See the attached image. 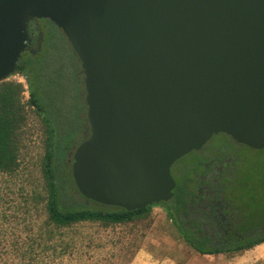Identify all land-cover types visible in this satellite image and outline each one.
I'll return each mask as SVG.
<instances>
[{
	"label": "water",
	"instance_id": "95a60500",
	"mask_svg": "<svg viewBox=\"0 0 264 264\" xmlns=\"http://www.w3.org/2000/svg\"><path fill=\"white\" fill-rule=\"evenodd\" d=\"M32 19L80 62L89 136L79 194L126 211L171 199V166L223 134L264 150V0H0V82Z\"/></svg>",
	"mask_w": 264,
	"mask_h": 264
},
{
	"label": "rangeland",
	"instance_id": "374dc122",
	"mask_svg": "<svg viewBox=\"0 0 264 264\" xmlns=\"http://www.w3.org/2000/svg\"><path fill=\"white\" fill-rule=\"evenodd\" d=\"M43 24L46 28L45 41L41 50L33 56L39 57L37 70L43 102L63 137L64 148L69 151L86 134L76 121L82 116L81 101L85 91L83 74L80 62L61 30L51 22L43 21ZM6 80L21 82L27 89L24 99L28 98V80L24 74L15 72ZM30 124L33 134L27 139L28 148L20 171L13 178H0V264H102L106 262V257L109 258L108 264H187L193 253L190 246L158 207L150 210V216L144 222L107 229L95 227L78 230V236H75L77 246L72 256L61 255L59 247L56 251L44 250L43 246L36 247L35 244L36 249L29 254L26 251L29 238L32 240L36 237L38 227L46 219L43 204L35 202L36 194L42 188L40 163L43 137L36 132V120ZM227 147L235 149L241 161L245 185L252 184L256 188L251 193L256 199L254 203L251 201L252 207L264 209V150L236 147L230 142H227ZM191 161L190 157H185L181 163L188 165ZM173 177L181 185L176 197H180L185 188L188 191L194 185L190 181L189 171L180 165L173 172ZM235 194L243 197L244 192L237 191ZM88 233L94 237L95 249L81 254L84 249L80 237ZM122 242L133 244L131 249L139 247L131 259H128L130 254L127 253V260L118 256L125 253L118 251Z\"/></svg>",
	"mask_w": 264,
	"mask_h": 264
},
{
	"label": "trees",
	"instance_id": "16d2710c",
	"mask_svg": "<svg viewBox=\"0 0 264 264\" xmlns=\"http://www.w3.org/2000/svg\"><path fill=\"white\" fill-rule=\"evenodd\" d=\"M46 22L49 21L46 20ZM42 29L45 31V26H42ZM39 63V57L23 52L16 65V73L24 74L28 80L27 99H24L27 89L21 82L14 80L0 82V178H13L20 171L25 157L24 153L28 148L27 139L33 134L30 123L35 119L36 132H40L43 137V153L40 163L42 188L37 192L35 202L43 204L46 219L44 224L38 227L36 237L32 240L29 238L26 251L30 254L38 245V247L43 246L42 249L44 250L53 249L54 251L59 247L61 255L72 256L77 246L75 236H78V230L95 227L107 229L144 222L149 218L151 209L146 206L142 209L126 211L121 208L94 203L79 194L74 185L69 162L71 161L73 147H77L80 142L89 136L86 105L83 101L85 91L81 101L82 116L76 121L80 126L82 125V129L87 136L85 134L78 143H75L67 151L62 142L63 137L59 134L53 117L42 99L39 85L40 75L37 70ZM214 140L221 147L229 150L227 147V142H230L229 137L220 134L214 137ZM187 157H190L195 163V167L189 172L191 175L190 181L197 183L196 176L202 174L200 172L202 170L200 158L203 159V157H199L197 154H191ZM180 188V183H176L174 194ZM259 212L261 232L259 240L254 243L255 245L264 243V209ZM186 235L189 236L188 233ZM183 240L187 245H192L202 255L228 254L224 249H208L205 244L198 242H196L198 245L194 244L187 237ZM80 243L84 249L81 254L95 249L94 237L90 233L81 236ZM34 244L36 247H34ZM131 246L133 244L122 242L118 251L123 250L125 255L119 254L118 256L127 260V254H130L128 259H131L139 248L136 246L131 249ZM106 258V262L104 261L102 264L109 263V258Z\"/></svg>",
	"mask_w": 264,
	"mask_h": 264
},
{
	"label": "flooded vegetation",
	"instance_id": "af4514ba",
	"mask_svg": "<svg viewBox=\"0 0 264 264\" xmlns=\"http://www.w3.org/2000/svg\"><path fill=\"white\" fill-rule=\"evenodd\" d=\"M43 21L46 20L32 19L28 22L26 33L30 43L24 53L33 56L41 50L45 39ZM216 136L218 135L213 136L198 151L190 152L177 160L170 168L173 180V172L179 165L191 172L195 167L194 160L188 165L181 161L191 154H197L203 157L200 158L202 174L196 176L198 182L188 191L186 188L181 191L180 197H176L174 188L170 200L154 203L149 207L160 208L182 239L187 237L190 242L205 244L208 249H224L228 254L249 251L258 245L254 243L259 240L261 232L260 210L251 205V201L254 203L255 199V195L251 193L256 188L252 184L245 185V177L241 174V161L235 154V149L227 150L214 143ZM229 141L233 146L246 147L235 143L231 138ZM237 191H243V197H237ZM190 248L192 252L202 255L192 245Z\"/></svg>",
	"mask_w": 264,
	"mask_h": 264
},
{
	"label": "crops",
	"instance_id": "0c3cea01",
	"mask_svg": "<svg viewBox=\"0 0 264 264\" xmlns=\"http://www.w3.org/2000/svg\"><path fill=\"white\" fill-rule=\"evenodd\" d=\"M249 251L234 254L198 255L192 253L187 264H264V243Z\"/></svg>",
	"mask_w": 264,
	"mask_h": 264
}]
</instances>
